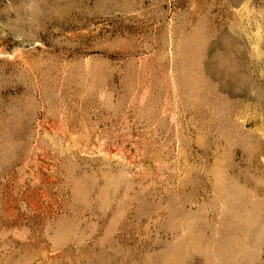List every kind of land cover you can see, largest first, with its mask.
<instances>
[{
  "label": "rangeland",
  "instance_id": "374dc122",
  "mask_svg": "<svg viewBox=\"0 0 264 264\" xmlns=\"http://www.w3.org/2000/svg\"><path fill=\"white\" fill-rule=\"evenodd\" d=\"M0 264H264V0H0Z\"/></svg>",
  "mask_w": 264,
  "mask_h": 264
},
{
  "label": "clouds",
  "instance_id": "9594fccd",
  "mask_svg": "<svg viewBox=\"0 0 264 264\" xmlns=\"http://www.w3.org/2000/svg\"><path fill=\"white\" fill-rule=\"evenodd\" d=\"M14 39H16V38L14 37ZM16 51H18V49H15V48H14V50L12 51V53H7L8 58L11 59L12 56H13V54H14Z\"/></svg>",
  "mask_w": 264,
  "mask_h": 264
}]
</instances>
